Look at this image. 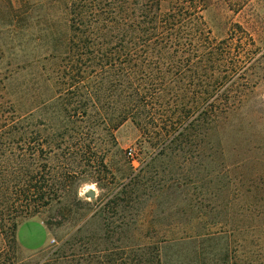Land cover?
Here are the masks:
<instances>
[{
    "label": "trees",
    "instance_id": "1",
    "mask_svg": "<svg viewBox=\"0 0 264 264\" xmlns=\"http://www.w3.org/2000/svg\"><path fill=\"white\" fill-rule=\"evenodd\" d=\"M168 1L163 12V0H7L8 36L26 42L18 43L17 51L14 44L11 53L27 51L30 38L24 29H34L32 49L40 43L48 48L39 60L21 59L23 66L0 65L10 71L0 79V264H163L160 243L114 237L126 226H113L107 214L120 202L133 201L137 175L130 165L129 173H111L107 152L91 145L92 128L99 121L101 133L114 139L113 131L130 119L142 138L164 152L189 139L202 122L208 125V139L218 134L243 98L226 89L236 81L206 76L208 61L223 58L208 53V30L192 27L203 24L207 0ZM27 12L37 19L32 25H25ZM27 67L37 92L20 82L10 93L11 73ZM197 70L206 81L202 92L191 90L194 79L186 74ZM78 180L100 190L106 186L107 192L95 203L81 199ZM36 214L48 230L65 221L75 230L53 247L24 255L17 229ZM249 214L251 222L264 219V213Z\"/></svg>",
    "mask_w": 264,
    "mask_h": 264
},
{
    "label": "rangeland",
    "instance_id": "2",
    "mask_svg": "<svg viewBox=\"0 0 264 264\" xmlns=\"http://www.w3.org/2000/svg\"><path fill=\"white\" fill-rule=\"evenodd\" d=\"M6 5L7 0H0V65L18 62L23 66L21 59L29 62L34 56L37 60L45 56L47 43L31 48L36 44L34 29L23 30L30 38L27 51L17 56L11 53L23 42L8 36ZM169 5L170 1L163 0L162 11ZM201 15L203 24L194 22L192 27L208 30V53L213 50L215 55L223 54L220 61L217 55L208 61L206 76L236 81L226 89L243 98L235 113L221 123L218 134L208 139V125L202 122L189 139L178 140L164 152H158L161 147L153 145V140L142 138L130 119L113 131L114 139L101 133L105 129L96 122L89 136L91 145L107 152L111 173H129L130 165L137 175L133 201L120 202L116 212L107 216L114 221L113 226H126L122 232L116 229L114 237L129 243H160L163 264H264V219L256 217L251 222L249 214L264 213V0H207ZM34 16L29 14L25 25H32L37 20ZM14 44L17 47L12 49ZM2 48L9 50L2 52ZM195 61L189 63L191 70ZM17 72L11 73L10 93L18 83L27 82L35 94L38 86L30 68ZM8 74L10 71L0 69V79ZM186 74L194 79L192 91L205 90L200 70ZM129 148L132 158L126 153ZM211 148L215 154H208ZM219 150L223 155L217 153ZM209 168L215 169L211 172ZM108 179L111 181L110 175ZM76 184L78 196L94 203L108 189L105 186L100 190L95 183L81 180ZM87 189L94 190L93 198L85 196ZM103 199L106 201L108 195ZM104 201H98L96 207ZM42 217L36 214L18 226L17 240L24 255L42 248L46 241L44 247H53L75 230L68 221L48 230ZM254 224L258 227L249 229Z\"/></svg>",
    "mask_w": 264,
    "mask_h": 264
},
{
    "label": "water",
    "instance_id": "3",
    "mask_svg": "<svg viewBox=\"0 0 264 264\" xmlns=\"http://www.w3.org/2000/svg\"><path fill=\"white\" fill-rule=\"evenodd\" d=\"M84 194L87 198H93L94 197V190L93 189H87Z\"/></svg>",
    "mask_w": 264,
    "mask_h": 264
},
{
    "label": "built area",
    "instance_id": "4",
    "mask_svg": "<svg viewBox=\"0 0 264 264\" xmlns=\"http://www.w3.org/2000/svg\"><path fill=\"white\" fill-rule=\"evenodd\" d=\"M127 155L130 157V158H132L133 157V151H132V149L131 148H129L128 150H127Z\"/></svg>",
    "mask_w": 264,
    "mask_h": 264
},
{
    "label": "crops",
    "instance_id": "5",
    "mask_svg": "<svg viewBox=\"0 0 264 264\" xmlns=\"http://www.w3.org/2000/svg\"><path fill=\"white\" fill-rule=\"evenodd\" d=\"M48 240V239H47ZM46 243H47V241H46ZM46 243H44V245L42 246V247H44L45 245H46Z\"/></svg>",
    "mask_w": 264,
    "mask_h": 264
}]
</instances>
